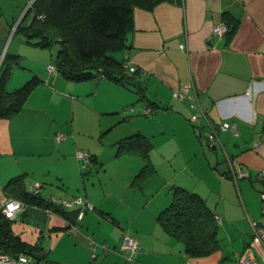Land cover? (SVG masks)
Returning <instances> with one entry per match:
<instances>
[{
	"label": "crops",
	"instance_id": "crops-1",
	"mask_svg": "<svg viewBox=\"0 0 264 264\" xmlns=\"http://www.w3.org/2000/svg\"><path fill=\"white\" fill-rule=\"evenodd\" d=\"M28 2L0 0V62L6 52L21 57L11 69L7 90L33 75L42 80L18 112L0 118V203L10 197L5 191L9 180L24 175L25 188L39 183L42 198L82 196L94 206L85 211L62 207L76 213L74 232L65 229L61 214L43 207L27 205L17 211L10 224L13 234L27 245L41 246L33 262L130 264L120 249L124 234L137 240L136 264H237L236 254L247 246L261 257L250 221L264 225V176L258 174L264 169V0H179L163 1L151 10L135 7L130 48L121 58L141 74L127 71V84L100 76L72 81L49 72L50 52L14 32L32 20L30 9L25 11ZM222 23L234 24L229 39L212 31ZM137 81L156 102L150 115L141 113L151 105L135 91ZM179 88L184 96L176 99L172 94ZM133 94L143 105L130 108L134 115H123ZM196 106L205 110L222 146L207 145L210 129L204 120L197 127ZM222 122L236 124L237 133L218 129ZM59 132L66 138L57 142ZM137 132L150 140L155 167L140 187L131 183L144 160L136 153H117L119 140ZM160 138L166 146L154 154ZM77 149L93 156L89 169L106 174L109 164L114 165L122 183L124 169L128 186H87ZM227 157L249 177L235 182ZM162 163L167 175L161 174L163 183L156 184ZM172 184L198 193L217 216L218 246L210 254L187 255L183 244L158 223ZM89 238L106 248L97 246L92 254Z\"/></svg>",
	"mask_w": 264,
	"mask_h": 264
},
{
	"label": "trees",
	"instance_id": "trees-1",
	"mask_svg": "<svg viewBox=\"0 0 264 264\" xmlns=\"http://www.w3.org/2000/svg\"><path fill=\"white\" fill-rule=\"evenodd\" d=\"M163 1L179 0H34L29 10L33 15L31 22L25 27L18 25L14 32L23 34L27 43L47 49L51 56L50 64L65 79L84 81L100 76L127 84V63L117 58L116 53L130 48L129 37L134 29L133 9L151 10ZM224 24L226 31L223 36L229 39L234 32V24ZM20 59V55L6 52L0 62V118L11 117L18 112L31 91L42 81L33 75L19 87L7 90L5 84L11 69L20 65ZM132 73L141 74L138 68ZM133 85L139 97L151 105L147 107L153 112L152 106L156 102L146 97L140 81ZM151 147L150 140L138 132L122 138L117 144V153H136L144 160L133 177L132 186H142L155 173L149 158ZM93 161L91 156V163ZM23 182L24 175L10 179L5 185L7 195L26 205L49 208L61 214L66 221L65 229L77 221L75 212L68 214L56 204L48 203L40 191L32 193ZM157 221L169 236L183 244L184 252L189 256L208 255L218 246L217 216L202 196L187 188L171 186L170 202L158 213ZM10 224L11 220L0 210V252H21L38 258L36 253L41 248L40 244H25L13 234Z\"/></svg>",
	"mask_w": 264,
	"mask_h": 264
},
{
	"label": "built area",
	"instance_id": "built-area-1",
	"mask_svg": "<svg viewBox=\"0 0 264 264\" xmlns=\"http://www.w3.org/2000/svg\"><path fill=\"white\" fill-rule=\"evenodd\" d=\"M34 0H29L27 3V6L25 8V11L31 8L32 3ZM213 33L216 34L219 38H222L225 31H226V26L224 23L216 25L212 29ZM183 45H181L182 47ZM130 72H134L136 67L132 65L126 64ZM47 70L49 72H55V67L52 64L47 65ZM173 97L174 98H183L184 96V89L179 88L173 92ZM196 114H195V120H196V125L197 127H200L202 124V121L206 122V124L209 127V131L205 133V138H206V143L209 147H219L222 146L217 133H216V128H214L207 116L206 112L204 109H202L200 106H196ZM152 112V109L150 107H145L142 111V114L144 115H150ZM218 129H230L231 131L237 133V126L236 124H229L227 122H222L217 126ZM56 141L60 142L66 138L65 133L59 132L55 136ZM75 156L81 166H85L86 168L89 166L91 163V155L89 152L81 149H77L75 151ZM228 163H229V171H230V176L233 178V180L236 182L238 178L240 177H249V172L246 170H243L241 167H233L232 165V159L227 157ZM260 176H264V169H262L259 173ZM32 193H38L41 189V185L39 183H34L33 185L29 186L28 188ZM261 197V208L262 211H264V190L261 191L260 193ZM46 201L48 203L56 204L59 207H74V206H79L82 211L92 209L93 205L88 202L84 197L82 196H77L73 199H63V198H58L55 196H49L46 198ZM27 205L24 204L22 201L12 198V197H7L5 198L1 203H0V210L1 213L4 215L9 220H13L15 217V214L17 211L22 210L26 207ZM45 211L47 213H51L52 211L49 208H45ZM80 216H78V219ZM67 224V223H66ZM251 228H252V236L256 240V242L259 244L261 250H262V256L257 257L253 251V249L249 246L245 247L241 252L236 254V262L237 264H264V225L260 224L259 222L256 221H250ZM78 229V224L77 221L74 223L68 224L67 231L69 232H74ZM89 244L90 248L92 250V254H94L95 249L97 246H100L101 248H106L105 244H99L89 238ZM138 243L135 237L130 236L128 234H124L121 238L120 242V249L124 250L127 252L126 259L129 261L130 264H136L135 259L133 258V254L135 253L137 249ZM0 264H35L33 262V259L31 256L25 254V253H16L12 254L10 252H0Z\"/></svg>",
	"mask_w": 264,
	"mask_h": 264
},
{
	"label": "rangeland",
	"instance_id": "rangeland-1",
	"mask_svg": "<svg viewBox=\"0 0 264 264\" xmlns=\"http://www.w3.org/2000/svg\"><path fill=\"white\" fill-rule=\"evenodd\" d=\"M121 54L122 53H116V57L117 58H121ZM133 96H134V101H133V103L132 104H129V105H127L126 107H123V115H124V113H129V115L128 116H132V115H134L135 113L133 112V110L130 112V108H134V106H138V107H141L143 104L139 101V100H137V95H134L133 94ZM90 98V97H89ZM100 98V97H99ZM92 100V99H91ZM97 100H98V98H97ZM97 100H96V102H97ZM137 107V108H138ZM124 109H126V110H124ZM128 109V110H127ZM133 112V113H132ZM141 113H142V110H141ZM137 115V114H136ZM139 117H142V118H144L142 115H139ZM147 118V117H146ZM162 141H164L163 140V138H160L157 142H155V146H153V149H152V152L155 154V152H157V149L159 148V149H162V147L161 146H166V143L165 142H163L162 143ZM162 143V144H161ZM205 146H206V144H204ZM203 145V146H204ZM206 148H207V146H206ZM156 150V151H155ZM157 154V153H156ZM123 158H126V157H123ZM124 160V159H123ZM160 160V159H159ZM126 163V161H123V167H124V165H126L125 164ZM159 171H160V176H157V175H155V176H157V177H154L155 179V183L157 184H159V182L160 183H163V181H161V179L160 178H162L161 177V174L162 175H167V170H168V168L166 169V167H164L163 166V163H162V166H160L159 167ZM80 170H81V172H82V177H83V179L85 180V183H87V186L89 185V186H92V184H94V186H100L101 184H102V186H126L127 185V182H125V176H124V173H126V171L123 169V183L121 182V181H119L118 179H116V177H115V174H116V170H115V167H114V165H112V164H109V167H108V170L106 171V174H102L101 172H99V171H97V170H95L92 166H91V168L89 169V170H86V167L85 166H81V168H80ZM169 172V171H168ZM184 176V175H183ZM81 177V178H82ZM110 179H112V180H110ZM124 182H125V184H124ZM72 183V185L73 184H75L76 182L75 181H72L71 182ZM154 183V184H155ZM173 183V182H172ZM152 184V183H151ZM173 185V184H172ZM186 185H188V184H186ZM44 186H45V188L47 189V190H49L48 189V187H46V186H50V185H48L47 183H46V181H44ZM82 186V185H81ZM128 186V185H127ZM167 186H168V184H167ZM189 186V185H188ZM171 195V194H170Z\"/></svg>",
	"mask_w": 264,
	"mask_h": 264
}]
</instances>
